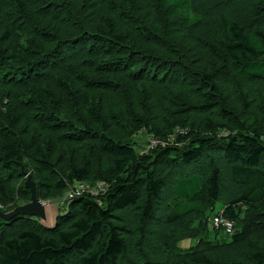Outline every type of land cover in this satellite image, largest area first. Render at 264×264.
I'll use <instances>...</instances> for the list:
<instances>
[{"label":"trees","instance_id":"1","mask_svg":"<svg viewBox=\"0 0 264 264\" xmlns=\"http://www.w3.org/2000/svg\"><path fill=\"white\" fill-rule=\"evenodd\" d=\"M24 173L104 191L0 234V264H264V0H0L4 209Z\"/></svg>","mask_w":264,"mask_h":264},{"label":"rangeland","instance_id":"2","mask_svg":"<svg viewBox=\"0 0 264 264\" xmlns=\"http://www.w3.org/2000/svg\"><path fill=\"white\" fill-rule=\"evenodd\" d=\"M6 102L8 103L7 100H5V103ZM149 139L151 141V138L145 137V135L137 136L136 141L139 143L136 146V150L138 152H143V151L147 150V148L150 147ZM26 181H27V178H26V176H24L22 179L16 180L15 183H17L18 186H20V185L24 186ZM66 198L67 197L63 196V197H57L55 199H49V200L40 199L46 207L47 221H42L41 219H38V218H31V217L26 216L27 219H29L28 220L29 222L27 224L23 225L21 222H16L14 224V226L6 227L7 225H9V223L12 220L6 221L0 217V234H4L6 238H9V237L15 236V235H19L22 231L26 230L28 226L32 225V223H36L37 225H40L43 227H54L56 225V222L58 221V219L67 214L69 204L73 202V201L70 202ZM25 204H27V203H25V201L17 199L13 204L9 205L10 207H8V209H4L3 207L2 208L0 207V210L3 212H11V211H14L16 208H18L19 206H22ZM222 209H223V204H221V203L217 204L213 213L215 211L221 213ZM213 213H212V216H213ZM30 219H32V220H30ZM211 226H212V220H210V223H209V227H211ZM187 241H189V240H187ZM183 244H185L184 241L181 242L180 247H182Z\"/></svg>","mask_w":264,"mask_h":264},{"label":"built area","instance_id":"3","mask_svg":"<svg viewBox=\"0 0 264 264\" xmlns=\"http://www.w3.org/2000/svg\"><path fill=\"white\" fill-rule=\"evenodd\" d=\"M158 145H165L161 140L152 139L150 141V147H156ZM104 191V188H91L90 185L85 183H77L74 185L71 190L65 195L66 199L70 202L74 201L76 198L82 197L86 194H92L97 197L100 193ZM2 208V206L0 205ZM212 228L214 230H224L226 234L233 235L235 229V222L231 219H228L224 216L223 211L217 212L212 219Z\"/></svg>","mask_w":264,"mask_h":264},{"label":"water","instance_id":"4","mask_svg":"<svg viewBox=\"0 0 264 264\" xmlns=\"http://www.w3.org/2000/svg\"><path fill=\"white\" fill-rule=\"evenodd\" d=\"M24 174L27 178L24 186L31 191V201L25 205L19 206L11 212H3L0 210V217L6 221L13 220L19 216H28L47 221L46 207L37 196V184L33 181L32 176L29 173Z\"/></svg>","mask_w":264,"mask_h":264},{"label":"crops","instance_id":"5","mask_svg":"<svg viewBox=\"0 0 264 264\" xmlns=\"http://www.w3.org/2000/svg\"><path fill=\"white\" fill-rule=\"evenodd\" d=\"M184 242H185V244L182 245V248H184V249H187L193 245V242L191 240H189V241L186 240Z\"/></svg>","mask_w":264,"mask_h":264}]
</instances>
